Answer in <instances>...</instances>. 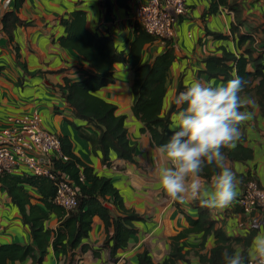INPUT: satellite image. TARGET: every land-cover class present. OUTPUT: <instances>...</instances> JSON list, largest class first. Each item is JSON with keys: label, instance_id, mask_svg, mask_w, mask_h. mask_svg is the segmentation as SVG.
Returning a JSON list of instances; mask_svg holds the SVG:
<instances>
[{"label": "crops", "instance_id": "0c3cea01", "mask_svg": "<svg viewBox=\"0 0 264 264\" xmlns=\"http://www.w3.org/2000/svg\"><path fill=\"white\" fill-rule=\"evenodd\" d=\"M147 1L25 0L15 15L27 24L10 26L8 21L7 29L2 20L7 12L15 10L14 0L8 9L0 5V131L7 126L9 117L39 114L43 128L58 137L67 136L74 153L98 175L110 178L125 207L141 218L135 223L137 233L128 248L119 251L117 259L112 260L110 250L103 247L107 237L105 225L95 217L89 238L84 241L90 249L84 254L77 250L74 264H138L143 252L150 254L154 264H160L169 255L171 239L189 227V219L199 217V201L184 204L172 201L159 183L158 167L164 161L158 155V147L152 145L149 133L141 131L143 124L133 115V70L128 63L115 66L114 83L97 95L116 105L117 113L126 117L128 137L136 147L134 163L112 153L110 165H104L101 154L93 153L90 143L78 134V127L91 132L87 121L77 118L62 96L61 88L66 79L83 80L93 68L75 51L61 47L59 39L65 34L61 20L75 10L85 12L86 28L96 37H111L117 50L128 56L139 35L137 30L142 28L134 20L135 9ZM186 6L185 14L175 24L171 40L155 39L143 47L142 61L145 63L153 62L167 49L175 56L166 82L163 113L171 110L173 97L179 89L185 90L191 82L213 86L226 82L223 77L207 75L206 58L221 57L224 50L238 57L241 53L239 35H251L257 43L264 41V0H188ZM233 26L238 27V33H233ZM257 43L253 45L255 57L263 52L262 45ZM249 69L254 68L249 66ZM246 95L253 104L248 108L251 119L241 126L242 142L253 150V158L246 163L228 159L239 180L236 198L223 211L207 209L211 219L216 221V228L229 237H244L251 232H255V236L259 234V229L251 226L255 213H245L238 204V197L249 179H255L264 187V115L255 97ZM177 111L176 107L172 115ZM202 179L210 190L211 179ZM108 206L115 211L112 205ZM59 224L56 216L46 222L53 231ZM109 233L113 230L109 229ZM215 241L213 235L207 236L202 249V234L188 236L182 241L184 250L189 252L188 262L178 264H198V254H208L215 247ZM13 243L28 245L32 237L11 199L0 188V245ZM237 251L242 252V249ZM65 263L64 256L57 255L52 247L48 249L44 264ZM9 264H32V260Z\"/></svg>", "mask_w": 264, "mask_h": 264}, {"label": "trees", "instance_id": "16d2710c", "mask_svg": "<svg viewBox=\"0 0 264 264\" xmlns=\"http://www.w3.org/2000/svg\"><path fill=\"white\" fill-rule=\"evenodd\" d=\"M24 1L14 0L15 10L4 15L2 22L6 29L9 28L8 21L10 26L27 24L15 15ZM61 24L65 28V34L59 39L61 47L75 51L93 68L83 80L66 79L61 88L62 96L73 114L87 121L90 126L91 132L78 127V134L90 143L93 153H100L106 166L110 165L112 153L129 163L135 162L136 147L128 137L126 117L117 113L116 105L97 95L101 89L114 83V71L118 63H128L133 70L132 111L134 117L143 124L141 131L149 133L155 147L159 148L167 143L171 136L168 130L171 115L176 111L173 104L168 113H163L167 94L166 82L175 60L173 52L167 49L153 62H143V47L155 38L139 28V35L126 56L117 50L111 37H96L86 28V14L81 10L71 12L61 20ZM232 31L238 33L239 29L233 26ZM255 43V37L239 35V56L224 50L221 57L206 58V73L211 78L223 77L225 81L232 78L234 72L235 75L245 78L247 85L243 94H252L264 115V41L258 42L262 45L263 52L257 57L254 56ZM249 66L254 69L250 70ZM255 82L257 84L253 86ZM183 90L181 87L179 92ZM59 139L63 154L68 159H55L54 168L66 176L77 189V207L67 212L55 204L56 187L46 178L34 176L24 170L18 174L1 176L0 188L7 193L20 213L23 224L29 228L32 243L0 245V264L23 262L29 258L32 264H44L50 247L57 255L64 256L65 264H74L77 250L84 254L90 249L84 241L89 238L95 217H99L105 225L107 237L103 247L110 250L112 260L117 259L119 251L128 248L131 238L137 233L135 223L141 218L125 207L124 200L111 179L98 175L91 166L83 162L74 153L73 144L67 136ZM224 152L233 162L246 163L253 158V150L244 146L242 140L237 142L234 149H225ZM214 171V168L206 167L201 174L202 178L210 180ZM80 176H83V180H80ZM250 180L255 179L248 181ZM108 205H112L115 211ZM197 206L198 219H189V227L171 239L169 255L160 264L188 262L189 252L184 250L182 241L192 234H202V249L207 236L213 235L216 240L215 247L208 254H198V264H224L223 253L226 250L231 253L241 248L242 253L247 255L255 232L244 237H229L222 229L216 228V221L211 219L207 209L202 208L199 202ZM52 216H56L60 222L55 231L46 225ZM109 229L113 230L112 234ZM94 255L98 256V253L94 252ZM138 264L154 263L150 254L143 252L138 257Z\"/></svg>", "mask_w": 264, "mask_h": 264}, {"label": "clouds", "instance_id": "9594fccd", "mask_svg": "<svg viewBox=\"0 0 264 264\" xmlns=\"http://www.w3.org/2000/svg\"><path fill=\"white\" fill-rule=\"evenodd\" d=\"M246 85L245 78L234 75L219 86L194 81L174 95L178 111L168 126L171 136L158 148L164 161L158 167L159 183L172 201H199L202 208L219 212L236 198L239 180L224 150L236 147L243 138L241 126L251 119L253 100L243 94ZM206 167L216 170L210 190L201 175ZM223 259L224 264H264V224L247 255L226 250Z\"/></svg>", "mask_w": 264, "mask_h": 264}, {"label": "built area", "instance_id": "2783aa9c", "mask_svg": "<svg viewBox=\"0 0 264 264\" xmlns=\"http://www.w3.org/2000/svg\"><path fill=\"white\" fill-rule=\"evenodd\" d=\"M188 0H149L140 3L134 20L147 34L162 41L175 35V24L185 14ZM12 0H0L8 9ZM67 161L59 137L43 128L39 114L12 116L7 126L0 131V177L18 174L22 170L53 182L56 187L54 203L69 212L77 207V189L74 184L54 168V160ZM83 180V176H80ZM238 204L247 214H254L252 228L264 224V187L257 181L245 184ZM256 224L257 227H253Z\"/></svg>", "mask_w": 264, "mask_h": 264}, {"label": "water", "instance_id": "95a60500", "mask_svg": "<svg viewBox=\"0 0 264 264\" xmlns=\"http://www.w3.org/2000/svg\"><path fill=\"white\" fill-rule=\"evenodd\" d=\"M110 209H112L110 206H108Z\"/></svg>", "mask_w": 264, "mask_h": 264}]
</instances>
